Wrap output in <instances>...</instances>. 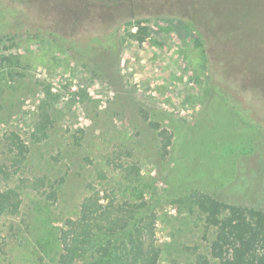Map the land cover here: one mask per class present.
Returning <instances> with one entry per match:
<instances>
[{
    "label": "rangeland",
    "instance_id": "obj_1",
    "mask_svg": "<svg viewBox=\"0 0 264 264\" xmlns=\"http://www.w3.org/2000/svg\"><path fill=\"white\" fill-rule=\"evenodd\" d=\"M7 189L0 264L88 226L124 264H219L196 196L264 208V0H0Z\"/></svg>",
    "mask_w": 264,
    "mask_h": 264
},
{
    "label": "trees",
    "instance_id": "obj_2",
    "mask_svg": "<svg viewBox=\"0 0 264 264\" xmlns=\"http://www.w3.org/2000/svg\"><path fill=\"white\" fill-rule=\"evenodd\" d=\"M16 193L14 189L0 192V216L17 209ZM196 200L205 213L206 223L214 227L210 253L219 264H264V208L227 204L208 194L197 195ZM107 235L89 226L81 235L74 234L71 242L65 241L66 251L59 255L57 264H124L110 243L97 251L99 240Z\"/></svg>",
    "mask_w": 264,
    "mask_h": 264
}]
</instances>
